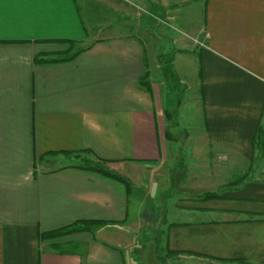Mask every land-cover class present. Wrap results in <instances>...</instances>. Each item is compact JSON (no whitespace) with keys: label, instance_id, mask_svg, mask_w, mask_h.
<instances>
[{"label":"crops","instance_id":"crops-1","mask_svg":"<svg viewBox=\"0 0 264 264\" xmlns=\"http://www.w3.org/2000/svg\"><path fill=\"white\" fill-rule=\"evenodd\" d=\"M94 1L5 0L0 12V264H161L140 216L158 197L173 264H264V143L253 145L264 129V0ZM153 11L196 25L191 42L176 37L171 64L186 84L178 56L194 62L200 147L190 128L181 145L170 129L178 102L158 61L168 52L152 48L166 37ZM213 152L255 161L240 184L201 200L218 193ZM86 163L128 178L129 192ZM84 219L106 222L41 237Z\"/></svg>","mask_w":264,"mask_h":264},{"label":"rangeland","instance_id":"rangeland-1","mask_svg":"<svg viewBox=\"0 0 264 264\" xmlns=\"http://www.w3.org/2000/svg\"><path fill=\"white\" fill-rule=\"evenodd\" d=\"M80 1V0H79ZM89 5H90V10L95 8H98L99 3L95 2L94 0H89ZM157 5V0H153V6ZM92 7V8H91ZM179 7L178 12L182 13L183 11L185 12L187 9H190L191 13V7L193 8V5L191 6H182L178 5ZM101 8V7H100ZM170 12L174 13L176 11L175 5H170ZM105 13V12H104ZM154 16L160 17V19L163 20V23H160L158 20L154 19L153 16H151V21H152V29L154 33H158L164 31L166 33V37L159 42L152 43V48H160V50H164V52L167 55V58L170 57L173 54V48L176 51L177 47H180L179 44H175V39L176 37H188L189 41L191 42V36L195 33L194 28L195 26L193 25L192 22L186 23L183 21H178V19H169L167 18L166 21L162 16L164 14L157 15L155 11L152 12ZM147 17L146 14H143ZM162 15V16H161ZM159 19V20H160ZM190 19L192 17L190 16ZM165 22V23H164ZM122 31L127 30L125 26H122ZM160 29V30H158ZM149 31V30H148ZM174 41V43H173ZM150 40H147V43H149ZM151 49V46L147 45V51ZM174 51V52H175ZM164 54V56H166ZM180 59V56H178L177 60V66L179 71H182L186 73V84L182 82L176 81L171 74H168L166 81H167V86L168 90L170 91V96L175 94V101L178 102V106H176V112H174V115H170L172 119V123L170 126V129H172L173 136L176 138V141L181 145L184 140H191V136L188 135L187 130L185 128H190L191 133H195L196 139L198 141V147L203 144V139H204V133L206 130L205 129V120H204V115H203V108H202V100H201V105L198 106L197 102L193 101L192 94L193 92H197L195 87L193 88L192 81L194 80V62L192 61L191 63L186 62V65L184 67H180L178 64V61ZM163 62L161 63V65ZM172 72L177 75L178 71H173ZM179 74V73H178ZM180 75V74H179ZM181 76V75H180ZM187 81H189V87L187 84ZM190 113L191 115H186ZM178 121L180 123L181 128H176L178 126ZM172 124H175L172 125ZM187 125V126H186ZM82 155V154H81ZM87 160V159H85ZM88 159L87 161H89ZM83 161V160H82ZM91 161V160H90ZM255 160L246 162L242 160H238L235 157L232 158L231 154L224 153L222 156H218V154H215L214 152L211 153L210 155V163L212 165H216L217 167L214 168L216 170V175H215V182L216 184V189L219 192H224L230 189V187L236 184H240V181L246 174H243V172H246L248 169L251 170L250 164L254 163ZM178 162V158L176 160V163ZM195 163L198 164V161ZM209 163V159L205 162L207 165ZM90 164V163H89ZM95 164V163H94ZM199 166V165H198ZM211 169V168H210ZM212 170V169H211ZM188 171H194V168H188ZM205 171H208L206 168ZM213 173L211 172V175ZM214 185V184H213ZM172 187L166 191V193H171ZM159 202V204H158ZM164 198L163 197H158L157 200L155 199L154 201L149 203V206H144L142 210L141 219L143 220V227L145 226L146 228L150 227L152 230V236L155 237L156 242L158 243L160 247V252L161 255L166 257V264H173L174 259L177 257V252L175 254L168 255L164 249V246L166 243L162 242L164 239L163 234L164 231L161 230V224H162V210H163V204H164ZM144 227V228H145ZM64 235V234H63ZM61 236V235H60ZM58 237V236H57ZM54 238V237H53ZM155 242V243H156ZM63 246H60L62 248ZM68 249H77V246L75 245H70L67 247ZM173 262V263H172Z\"/></svg>","mask_w":264,"mask_h":264},{"label":"trees","instance_id":"trees-1","mask_svg":"<svg viewBox=\"0 0 264 264\" xmlns=\"http://www.w3.org/2000/svg\"><path fill=\"white\" fill-rule=\"evenodd\" d=\"M158 61H159L160 65L163 62V64L161 65L163 76L165 78H167V76H169L168 74H171V76L176 81H178V76L172 72V64H171L172 58H171V56L167 58V55L166 56H164V54L159 55ZM263 141H264V129H262V127L258 125L256 128V135H255L254 140H253L254 147L256 149L263 151V143H264ZM100 162L102 163L104 161L100 160ZM101 163H95V164L86 163V166H84V167L87 169H90V170H94L100 174H103L105 176H108L110 178H113L115 180L122 182L125 185L126 190L129 192V190L131 188V182L129 181V179L124 177L123 175H120L119 173L108 170ZM181 165H182V163L178 164V166H181ZM174 172H175V167L172 168L170 171V182L171 183L173 182ZM219 197H222V195H220L216 192H204V193L200 194L197 198L201 199V200H207V199L219 198ZM105 222L106 221L101 220V219H84V220H80V221H75L69 225H65L63 227H60V228L52 230V231H44L41 233V237L42 238H53V237H57V236H60L63 234L76 232V231L91 232L93 230L94 226H97L99 224H103ZM54 246L60 248L61 245L55 244ZM164 249L168 255L176 253L175 251L169 249V247L167 245L164 246ZM160 250L161 249H160L158 243L156 242V244H155L156 259L161 264H166L167 263L166 257L161 255ZM134 253L136 255L138 254V248L134 249Z\"/></svg>","mask_w":264,"mask_h":264},{"label":"snow or ice","instance_id":"snow-or-ice-1","mask_svg":"<svg viewBox=\"0 0 264 264\" xmlns=\"http://www.w3.org/2000/svg\"><path fill=\"white\" fill-rule=\"evenodd\" d=\"M13 2L16 3H27L31 2V0H13ZM5 3V0H0V12H2L3 4ZM0 22H2V16H0Z\"/></svg>","mask_w":264,"mask_h":264}]
</instances>
